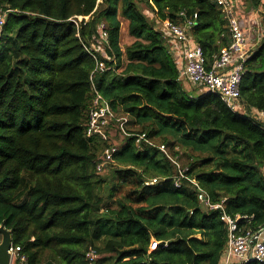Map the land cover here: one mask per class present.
<instances>
[{
	"label": "trees",
	"instance_id": "16d2710c",
	"mask_svg": "<svg viewBox=\"0 0 264 264\" xmlns=\"http://www.w3.org/2000/svg\"><path fill=\"white\" fill-rule=\"evenodd\" d=\"M243 1L263 30L240 83L246 114L182 86L156 28L190 22L209 67L230 43L214 0H0L8 11L0 38V225L19 248L14 264L224 262L221 211L204 206L191 183L174 187L178 171L166 154L136 146L114 125L116 149L103 162L109 144L86 136L91 54L107 68L93 74L95 89L127 117V131L145 133L177 160L179 149L197 154L181 167L210 203L224 200L228 215L247 216L239 221L246 229L263 226L264 123L248 113L264 112V0ZM121 19L131 39L124 48ZM98 164L109 176H99ZM90 250L101 258L88 261Z\"/></svg>",
	"mask_w": 264,
	"mask_h": 264
},
{
	"label": "built area",
	"instance_id": "2783aa9c",
	"mask_svg": "<svg viewBox=\"0 0 264 264\" xmlns=\"http://www.w3.org/2000/svg\"><path fill=\"white\" fill-rule=\"evenodd\" d=\"M217 7L223 14L228 29L230 43L227 47H223L214 56L212 64L207 67L205 64L202 49L194 43L188 35V26L174 24L165 21L161 24L163 38L166 40L170 53L176 54V62L179 64V79L185 80L188 84L201 88L202 90L219 97L221 102L233 112L246 114L240 104V83L245 73V63L250 56L249 40L245 30L240 22L238 15L237 0H214ZM8 11L0 9V38L3 27L6 21ZM79 20L81 18H78ZM100 38L105 41L107 33L105 25L100 24ZM263 36L261 35V38ZM95 61V69L90 75V90L92 98L87 111V121L85 125V134L87 137H98L102 142L109 144V135L111 129L115 125L122 135L126 137H134L136 146H141L142 143L148 146L159 149L162 153L176 165L177 175L174 179V187L179 188L182 180L191 183L197 190V199L204 204L209 210H220V221L226 227L227 239L224 250L223 264H247L255 262L264 264V224L257 230L246 229L239 223L240 220H247V216H230L223 207L222 200L219 204H211L208 196L199 187L197 182L185 175L186 168H182L177 159H174L169 154L165 145L155 144L148 139L145 133H129L127 131V117L116 116L109 108L108 104L102 99L100 94L95 89L92 81V76L95 72L106 70L104 63L96 59L94 54H91ZM174 58V56H173ZM180 60V62L178 61ZM250 117L258 122L264 123V112L252 109L249 113ZM116 147L110 145L106 147L101 158L103 162H112V154ZM102 165H97V170L102 173L105 169ZM264 172V168H263ZM159 179H152L149 184L155 185ZM156 246L152 242L151 249ZM19 248H10L11 255H15ZM88 261L96 259V253L90 250L86 253ZM21 262H25L24 258H20Z\"/></svg>",
	"mask_w": 264,
	"mask_h": 264
},
{
	"label": "crops",
	"instance_id": "0c3cea01",
	"mask_svg": "<svg viewBox=\"0 0 264 264\" xmlns=\"http://www.w3.org/2000/svg\"><path fill=\"white\" fill-rule=\"evenodd\" d=\"M240 4V7L237 9L240 22L245 30L246 36L249 40V50L250 52L254 50L261 40V35L263 34V30L261 29V33L257 30V25L260 24L259 12L251 10L243 0H237ZM257 19V20H255ZM258 26V27H259ZM261 27V26H260ZM263 36V35H262ZM170 47H168L169 49ZM171 51V50H169ZM174 56V59L177 58L176 54L170 53ZM177 60V59H176ZM180 62V60H178ZM185 81V80H184ZM186 82V81H185Z\"/></svg>",
	"mask_w": 264,
	"mask_h": 264
},
{
	"label": "rangeland",
	"instance_id": "374dc122",
	"mask_svg": "<svg viewBox=\"0 0 264 264\" xmlns=\"http://www.w3.org/2000/svg\"><path fill=\"white\" fill-rule=\"evenodd\" d=\"M254 11V10H253ZM255 20H257V19H255ZM121 23H122V26H121V38H120V45H121V48H124L127 44H129L130 42H131V39L127 36V34H126V24H125V21L124 20H122L121 19ZM256 26H257V30L261 33V27L259 26V25H257L256 24ZM259 26V27H258ZM156 28H158V29H161V26L159 25V26H156ZM262 34V33H261ZM263 35V34H262ZM190 84H188L187 82H185V81H183L182 80V86H185L186 88H188V89H191V90H194V92H195V94H199V93H201L202 91V89H197V88H195L194 86H189ZM194 87V88H193ZM132 130H134V129H136V128H133V127H130ZM115 128H112L111 129V135H113L114 134V132H115V130H114ZM117 130V129H116ZM119 132V131H118ZM117 132V133H118ZM118 135V134H117ZM115 136L114 137V140H115V142H118V140H120V136H121V134L120 135H118V136ZM158 141L159 142H162L160 139H158ZM178 149L176 148V151H177ZM171 151V150H170ZM172 152V151H171ZM178 164L180 165V166H183V167H186L187 166V164L191 161V157H190V155H192V156H197V154H194V153H192V152H189V151H184V150H181V149H179V152H178ZM109 172H110V168L109 167H107V168H105V171L104 172H102V173H100L99 174V176H101L102 178H106L107 176H109ZM101 255H98V254H96V259L95 260H97V259H99V258H101L100 257ZM14 259H15V255H12V262H11V264H14Z\"/></svg>",
	"mask_w": 264,
	"mask_h": 264
},
{
	"label": "water",
	"instance_id": "95a60500",
	"mask_svg": "<svg viewBox=\"0 0 264 264\" xmlns=\"http://www.w3.org/2000/svg\"><path fill=\"white\" fill-rule=\"evenodd\" d=\"M0 235V264H11L12 255L9 251L11 248V233L3 225H0Z\"/></svg>",
	"mask_w": 264,
	"mask_h": 264
}]
</instances>
